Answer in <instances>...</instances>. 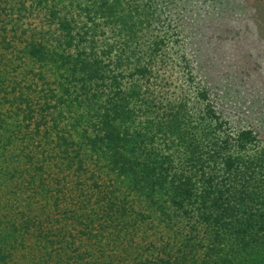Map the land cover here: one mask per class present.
Returning <instances> with one entry per match:
<instances>
[{
	"label": "trees",
	"instance_id": "1",
	"mask_svg": "<svg viewBox=\"0 0 264 264\" xmlns=\"http://www.w3.org/2000/svg\"><path fill=\"white\" fill-rule=\"evenodd\" d=\"M177 5L0 0V264H264L260 133L195 81Z\"/></svg>",
	"mask_w": 264,
	"mask_h": 264
},
{
	"label": "rangeland",
	"instance_id": "2",
	"mask_svg": "<svg viewBox=\"0 0 264 264\" xmlns=\"http://www.w3.org/2000/svg\"><path fill=\"white\" fill-rule=\"evenodd\" d=\"M176 2L177 9L171 15L179 20L182 48L195 81L199 87L208 89L233 131L252 127L260 133L258 138L264 145V0ZM12 19H17L20 28L16 43L22 42L24 31L29 28L39 25L40 34L39 30L49 27L39 9L14 14ZM160 28L162 33L165 27ZM30 33L33 32H27ZM7 37L10 41L16 39L11 33ZM177 61L176 55H172L168 67L158 69V79L162 81L159 86L170 100L182 91L192 98L194 84L186 83ZM21 144H12L14 154Z\"/></svg>",
	"mask_w": 264,
	"mask_h": 264
}]
</instances>
